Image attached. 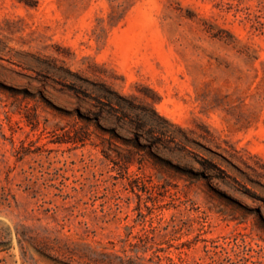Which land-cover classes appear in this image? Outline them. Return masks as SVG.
<instances>
[{"label": "rangeland", "instance_id": "1", "mask_svg": "<svg viewBox=\"0 0 264 264\" xmlns=\"http://www.w3.org/2000/svg\"><path fill=\"white\" fill-rule=\"evenodd\" d=\"M0 264H264V0H0Z\"/></svg>", "mask_w": 264, "mask_h": 264}, {"label": "trees", "instance_id": "2", "mask_svg": "<svg viewBox=\"0 0 264 264\" xmlns=\"http://www.w3.org/2000/svg\"><path fill=\"white\" fill-rule=\"evenodd\" d=\"M99 97L100 98H105V96H99ZM76 139L80 140V141L84 140V138H82L81 136H76Z\"/></svg>", "mask_w": 264, "mask_h": 264}]
</instances>
